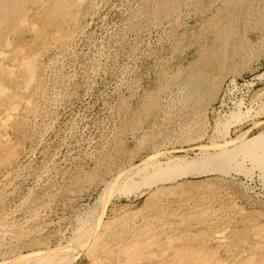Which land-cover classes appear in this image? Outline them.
<instances>
[{"label": "rangeland", "instance_id": "rangeland-1", "mask_svg": "<svg viewBox=\"0 0 264 264\" xmlns=\"http://www.w3.org/2000/svg\"><path fill=\"white\" fill-rule=\"evenodd\" d=\"M0 1V264H264V0Z\"/></svg>", "mask_w": 264, "mask_h": 264}, {"label": "bare ground", "instance_id": "bare-ground-1", "mask_svg": "<svg viewBox=\"0 0 264 264\" xmlns=\"http://www.w3.org/2000/svg\"><path fill=\"white\" fill-rule=\"evenodd\" d=\"M6 1H8V0H6ZM27 1V0H26ZM33 1H35V0H33ZM40 1V0H39ZM38 1V2H39ZM42 1V0H41ZM47 1V0H46ZM57 1V0H56ZM1 2V1H0ZM11 2H13L12 0H11ZM16 2H18V0L16 1ZM23 2V1H22ZM25 2V1H24ZM49 2V1H48ZM48 2L46 3L47 5H48ZM64 2H65V0H64ZM8 3V2H7ZM15 3V2H14ZM21 3V2H20ZM19 3V4H20ZM44 3V2H43ZM68 3H70V1L68 2ZM6 4V3H5ZM10 4V3H9ZM60 4V3H59ZM64 4V3H63ZM2 6H3V4H2ZM5 6V5H4ZM7 6H8V4H7ZM19 6V5H18ZM46 6V5H45ZM49 6V5H48ZM58 6V5H57ZM62 6V5H61ZM11 7V6H10ZM43 7V6H42ZM50 7V6H49ZM53 7V6H52ZM65 7V6H64ZM5 8V7H4ZM19 8V7H18ZM5 9H8V8H5ZM13 9V8H12ZM53 9V8H52ZM56 9H58L57 7H55V10ZM10 10H11V8H10ZM54 10V9H53ZM54 10V11H55ZM14 11V10H13ZM62 11V10H61ZM9 12V11H8ZM60 12V11H59ZM58 12V13H59ZM3 13V12H2ZM14 13H15V11H14ZM19 13V12H18ZM64 13V12H63ZM8 15V14H7ZM6 15V16H7ZM10 15H11V13H10ZM3 16V15H2ZM4 17V16H3ZM10 17V16H9ZM12 17V16H11ZM59 17H61V16H59ZM21 18V17H20ZM6 19H8V18H6ZM17 19H18V17H17ZM9 20V19H8ZM11 20V19H10ZM19 20V19H18ZM20 21H21V19H20ZM1 22V21H0ZM5 22V21H4ZM19 22V21H18ZM27 25V24H26ZM28 26V25H27ZM234 91V90H233ZM218 124H219V117H218V119L216 120V124L215 125H217L218 126ZM239 125V124H238ZM245 132V131H244ZM244 132H243V134H244ZM241 136V135H240ZM242 140V139H241ZM234 148H235V158H234V162L231 164V167L229 168V170L227 171V172H225L224 174H222L221 176H219L220 178H223V177H228V176H230V175H233L232 174V171H233V169L234 168H239V170H241V171H243V170H246L251 164H252V161L254 160V156L253 155H251L250 153H248L247 151H246V148H245V146H246V144H245V141L244 140H242V141H240L239 143H234ZM170 160V159H169ZM168 160V161H169ZM247 165V166H246ZM250 168H251V170L253 169V171H256L257 172V176H258V178L262 181V182H264V177H263V174H262V172H261V170L263 169L262 168V166L261 165H258L257 167H256V169H254L253 167H251L250 166ZM251 174H252V172H251ZM251 174H249V175H247V177H250L251 178ZM246 177V178H247ZM251 180H252V178H251ZM173 182V179L172 178H169V177H167L166 178V182ZM89 234V233H88ZM93 240V239H92ZM140 245V244H139ZM127 253V252H126ZM178 253V252H177ZM134 254V253H133ZM4 262H7V261H4ZM4 264H6V263H4ZM204 264V263H203Z\"/></svg>", "mask_w": 264, "mask_h": 264}]
</instances>
